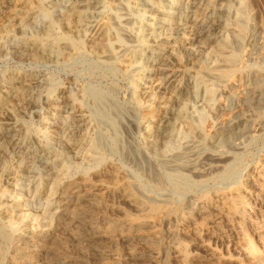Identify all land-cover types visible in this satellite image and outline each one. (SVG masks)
<instances>
[{
  "label": "rangeland",
  "instance_id": "obj_1",
  "mask_svg": "<svg viewBox=\"0 0 264 264\" xmlns=\"http://www.w3.org/2000/svg\"><path fill=\"white\" fill-rule=\"evenodd\" d=\"M14 1L9 4L8 0H0V2L8 4L0 8V86L2 87L7 82H10L15 76L20 77L26 74L33 78L37 77L38 82L32 90L35 101L18 112L16 124L8 126V129L2 128L3 133H9L5 134L3 139L0 140L5 147L4 152H0V191L6 190V195L3 197H6L5 199L8 200L7 204H9L6 212L12 216L27 210L37 213L44 209L50 214L51 208L56 203V198L54 196H46V194L32 188L28 189L27 181L32 178L39 184L45 182L48 177L46 175L52 172L53 164L59 157L60 160L66 161L68 166L65 176L61 180L62 186H70L73 183L83 181L86 176L91 179L89 182H94L98 178L103 179L102 174H109V179H112L116 174L114 176V179H116V176L123 172L125 174V184H129L141 198L159 201L158 203L164 208V213H159L152 217L155 224L159 222L151 230L157 236V239L153 242V245H139L137 250L141 252V255L134 258H131L128 249H125V246L127 247L125 243L113 241L107 237L106 225L103 222L95 228H90L85 223H79L72 229L56 231L55 223L52 220L50 221V219H45L42 226L44 225L43 228H48L50 231L45 236L31 234L22 231L21 228L19 230L20 233L18 231L13 235L10 244L0 237V252L3 255V260H0V264H25V262L26 264H164V262L165 264H179L172 250L175 245L179 246L185 256L184 264H216L210 255L207 256L202 251L200 245L203 241L210 244L219 253L221 252L220 254L225 257V261L222 264H249L246 259L236 253L237 247L244 243H251L255 248V253L264 257V212H262V210L264 211V174L260 172V169L264 166V0H217V4L220 3L217 5L215 12L204 13L203 16L198 18L201 27L204 29V33L201 36L197 37L194 35L195 29L190 26L187 27L188 29L185 28L183 30L184 36L191 38L185 54L186 57H189V60L191 58L189 64L182 63L181 66L172 64L170 66V63L164 67L166 71L174 70L177 71L178 75H183V77H179L180 80H176L175 85H180L182 82V85L187 90L196 88L195 92H197H194V94L189 91L184 93L188 99L189 114L196 123L195 136L190 138L180 134L173 141L174 147L182 150L186 148L189 165L184 172L197 183L195 187L187 190L181 186L179 181L172 180L170 169L162 165L150 152L151 145L154 144L155 139L152 135H146L145 125L148 123L153 128L159 119L158 113L150 114V108L151 106H162L166 102L164 100L168 97V91L157 94L155 105L148 101L149 96L153 95L150 77L154 72V69L149 66V62L158 58H155V56H159L155 52L157 48L160 51L170 50L174 46L173 40L176 39L166 41L162 47H155L152 42L154 36L158 35V32L161 33V31L166 30L169 22L177 23L183 12V5L187 4L193 7L201 0H128L127 5L123 7L124 9L121 10L119 16L113 13L115 10L110 7L115 4L114 0H105L104 2L102 0L45 1V6L53 11L54 20L63 23H68L67 14L73 6L87 2H98L101 5L103 2L99 11L100 14L103 15L102 17H109V20L112 19L114 24L121 29L125 41L123 45L126 44L123 46L124 49L129 53L135 52L134 61L128 66L131 67L130 69L121 64H117V66L115 64L111 68L109 64L105 65L97 57L95 58L88 50L86 52L91 55L84 53L82 58L71 57L68 59L59 57L54 60L41 61L35 59L32 52H30L32 46L30 40L36 34L39 36L43 35L48 20L44 18L43 13L37 12L35 9L37 6L36 2H34L33 9L30 12L26 10L21 12L19 7L13 6L16 2L20 3L21 0ZM107 6L109 7L106 8ZM172 6L175 8L174 12L171 14L170 19H167L168 23L163 25V19L165 18L163 13ZM162 7L165 8L163 9ZM9 22L10 24L12 22V24L10 25ZM20 22L25 24L22 28L18 27ZM5 28L10 32L6 31ZM12 32L13 34H11ZM218 46H221V48L217 49ZM44 61L45 63H43ZM201 61L212 70L207 71L205 69V72L202 73L198 65V62ZM95 64L96 67H93ZM222 69L230 70L229 75L225 78L215 75ZM135 79L141 82L137 90H139L138 95L141 98L143 97L142 102H138L136 99ZM50 85H52V88ZM87 87H96L107 91L109 89V92L116 94L117 100L121 101L120 103L123 102L126 108H132V113L136 114L137 120H139L136 123L137 125L131 124L128 119L125 121V127L123 126L124 129L121 128L119 140L115 142L114 149L106 148L108 151L105 149L106 152H101L99 162L84 159L81 154L76 153L72 144L67 141L68 138H72V143L79 140L82 133H85L86 130L89 136H93L97 129L96 121L91 120L89 117L88 124L90 125L84 126L80 132H76L77 126L70 112L80 108L79 100L83 98V90ZM63 88L65 90L62 92ZM211 89L215 92L213 95H210ZM79 91L81 92L80 95ZM145 92H147L146 95L148 96L145 95ZM124 100L126 101L124 102ZM86 102L90 104V101L86 100ZM162 102L163 104H161ZM54 104L55 106H53ZM84 108L88 109L87 106ZM53 119L55 120L53 121ZM220 123H224V125ZM133 127L136 129H133ZM102 129L109 139H114V135L109 129ZM215 131L231 133V135L225 142L217 143ZM195 137H197V140ZM14 144L16 145L14 146ZM214 145L216 146L214 147ZM15 150L17 151L15 152ZM35 150L38 151L36 152ZM206 154L207 156L216 155L222 158L229 157L230 159L228 160L231 161V164L227 160L218 163L216 167H211ZM139 158H142V161ZM5 163H13L16 167L12 178H9L7 171L3 168ZM226 167L232 169L234 177L232 176L228 181H222L221 175L224 170L226 171ZM28 170H31V172ZM113 170L116 172L114 173ZM197 174L200 177H196ZM119 179L122 182V178L120 177ZM131 181L135 182L132 183ZM133 184L136 188L132 186ZM20 197L23 202L18 205L15 200ZM234 197H236L237 209H234L231 199H229H235ZM105 199H109V202L114 201L117 203L119 201L116 195H111L109 198H102L103 202L85 206L88 219L93 218L95 220L101 214L104 215L106 220L109 219L111 222L118 218L115 212L104 209ZM121 206L129 217L137 218L140 216V213L134 207L125 204ZM191 208L193 211H190ZM246 213L250 214L252 224L245 223L242 230H240L239 225L240 223L244 224L243 218ZM164 214L165 217L163 216ZM13 222L17 226L21 227L22 225V222L15 217H13ZM48 222L50 223L48 224ZM65 223L67 221L64 219L60 221L63 226L66 225ZM258 226L263 228V235L257 233L256 229ZM186 230L189 235L185 234ZM96 231H101L102 235L97 239H93L92 236ZM154 248L159 252V256L155 260L149 255L150 250Z\"/></svg>",
  "mask_w": 264,
  "mask_h": 264
},
{
  "label": "bare ground",
  "instance_id": "obj_2",
  "mask_svg": "<svg viewBox=\"0 0 264 264\" xmlns=\"http://www.w3.org/2000/svg\"><path fill=\"white\" fill-rule=\"evenodd\" d=\"M2 1V0H1ZM5 1V0H4ZM9 4H12L13 0H8ZM18 1V0H15ZM14 1V2H15ZM46 0H21L20 3H17L13 6L19 7V10H26L27 12L33 9L34 2L37 3L35 9L43 13L42 15L46 20H48L46 24V29L43 35H35L31 38V49L33 57L35 59L41 60H54L55 58H77L83 57L84 53L93 54L95 58L97 57L102 63L105 65L109 64L111 68H113L116 64H121L122 66H126L127 69L131 62L134 61L135 52L129 53L124 49V38L121 33V29L114 24V21L109 20L106 17H102L103 15L100 14L101 5L103 2H87L73 6L68 11V23L56 21L53 18V11L48 9L45 6ZM90 1V0H89ZM101 1V0H99ZM151 1V0H150ZM202 1V0H201ZM199 1L193 7L191 5H183L182 13L177 20V23H173L172 21L169 22L167 25L168 28L161 33L158 32V35L154 36L153 44L155 47H162L166 41L173 40V47L167 51H160L157 48L155 51L159 56H155L157 58L154 61L149 62V66L154 69L150 77L151 83V90L153 91V95L149 96L148 101H151V104H154L156 101V96L158 93L163 91H168V97L166 98V102H163L162 106L159 107L151 106L150 114H159V119L155 123V127L151 128L147 123L145 125L146 135H152L155 139L153 145H151V153L158 161L161 162L162 165L166 166L170 169V176L172 180L179 181L181 186L187 189H191L197 185L188 174L184 172V170L189 165L188 154L185 150L179 149L174 147L173 141L174 139L182 134L186 137L193 138L195 135L196 123L191 118L188 107H187V98L185 97L184 93L189 91L193 93L196 91L195 89L187 90L183 85L182 82L180 85H175L176 80H180L179 77H183V75H178L177 71H166L164 67L167 64L170 66L179 65L181 66L182 63H188L191 61L189 57H186L185 54L187 45L190 43L191 38H186L184 36L183 30L188 26L195 29L194 35L201 36L204 33V29L201 27L199 17L203 16L204 13L207 12H215L217 5V0H203L202 2ZM225 1V0H224ZM255 1V0H254ZM80 2V1H79ZM115 4L113 9L115 10L117 16L120 15V12L123 7L127 5L128 0H114ZM159 2V1H158ZM161 2V1H160ZM236 2V1H235ZM113 3V2H112ZM172 3V2H171ZM194 3V2H193ZM232 3V2H231ZM74 4V3H73ZM105 4V3H104ZM162 4V3H161ZM168 4V2H167ZM185 4V2H184ZM6 2H0V8L7 6ZM182 5V4H181ZM232 5V4H231ZM167 6V5H166ZM246 6V5H245ZM12 7V6H11ZM104 7V5H103ZM107 6L106 8H108ZM136 7V6H135ZM13 8V7H12ZM15 8V7H14ZM159 8V7H158ZM163 8V7H162ZM165 8V7H164ZM163 8V9H164ZM220 8V7H219ZM9 9V8H8ZM104 9V8H103ZM111 9V8H109ZM162 9V10H163ZM174 7L172 6L167 11H163V25L168 23L167 19L171 17V14L174 12ZM227 9V8H226ZM105 10V9H104ZM220 10V9H219ZM229 10V9H228ZM1 11V10H0ZM13 11V10H12ZM222 11V10H221ZM230 11V10H229ZM11 12V11H9ZM136 12V11H135ZM189 14H187V13ZM224 12V10H223ZM4 13V12H3ZM218 13V12H217ZM22 14V13H21ZM220 14V12H219ZM229 14V13H228ZM20 15V14H19ZM23 15V14H22ZM32 15V14H31ZM39 15V14H38ZM109 15V14H108ZM211 15V14H210ZM7 17V16H6ZM20 17V16H19ZM37 17V16H36ZM139 17V16H138ZM12 18V17H11ZM119 18V17H118ZM219 18V17H218ZM28 19V18H27ZM56 19V18H55ZM161 19V18H160ZM216 19V18H215ZM8 20V19H7ZM208 20V18H207ZM214 20V19H213ZM19 21V20H18ZM17 21V22H18ZM25 21V20H24ZM28 21V20H27ZM44 21V19H43ZM65 21V20H64ZM5 22V21H4ZM8 22V21H7ZM30 22V21H29ZM16 23V22H15ZM25 23V22H24ZM116 23V22H115ZM154 23V22H153ZM1 24V23H0ZM10 24V22H9ZM12 24V22H11ZM10 24V25H11ZM31 24V23H30ZM7 25V24H6ZM5 25V26H6ZM25 24L22 22L19 23V28H22ZM27 25V24H26ZM155 25V24H154ZM210 25V23H209ZM4 26V25H3ZM44 26V25H43ZM152 26V25H151ZM217 26V25H216ZM8 27V26H6ZM11 27V26H10ZM214 27V26H213ZM12 28V27H11ZM26 28V27H25ZM191 28V29H192ZM27 29V28H26ZM188 29V28H187ZM210 29V28H209ZM212 29V28H211ZM7 31L8 29L5 28ZM20 30V29H19ZM162 30V29H161ZM190 30V29H189ZM9 31V30H8ZM22 31V30H21ZM2 32V31H1ZM10 32V31H9ZM149 32V31H148ZM152 32V31H151ZM194 32V31H192ZM209 32V31H208ZM150 33V32H149ZM1 34V33H0ZM13 34V32L11 33ZM16 34V33H15ZM24 34V33H23ZM124 34V33H123ZM6 35V34H5ZM193 35V34H192ZM263 35V34H262ZM4 36V35H3ZM15 36V35H14ZM151 36V35H149ZM153 36V35H152ZM209 36V35H208ZM212 36V35H211ZM217 36V34H216ZM214 36V37H216ZM143 37V36H142ZM192 37V36H191ZM207 37V36H206ZM217 38V37H216ZM1 39V38H0ZM3 39V38H2ZM201 39V38H200ZM210 39V38H209ZM214 39V38H213ZM18 40V39H17ZM151 40V39H150ZM197 40V39H196ZM203 40V39H202ZM207 40V39H206ZM223 40V39H222ZM19 41V40H18ZM10 42V41H9ZM193 42V41H192ZM204 42V41H203ZM206 42V41H205ZM3 43V42H2ZM5 43V42H4ZM19 43V42H18ZM217 43V42H216ZM30 44V43H29ZM193 44V43H192ZM19 45V44H18ZM202 45V44H201ZM4 46V45H3ZM20 46V45H19ZM222 46V45H221ZM221 46H218L217 49H220ZM28 47V46H26ZM123 47V49H122ZM200 47V46H198ZM204 47V45H203ZM215 47V46H214ZM24 48V47H23ZM22 49V48H21ZM154 49V48H153ZM206 49V48H204ZM1 50V49H0ZM88 50V52H86ZM207 50V49H206ZM4 51V50H3ZM194 51V50H193ZM202 52V51H201ZM30 54V53H29ZM42 54V55H41ZM90 54V55H91ZM140 54V53H139ZM195 54V53H194ZM22 56V55H21ZM209 56V55H208ZM207 56V57H208ZM215 56V55H214ZM191 57V56H190ZM195 57V55H194ZM93 58V57H92ZM151 58V57H150ZM148 59V58H147ZM231 59V57H229ZM98 60V61H99ZM149 60V59H148ZM197 60V59H196ZM30 61V60H29ZM78 61V60H77ZM141 61V60H140ZM200 61V60H199ZM204 61V60H203ZM198 62V65L203 72L206 69L207 71H211L212 69L204 65V63ZM143 62V59H142ZM45 63V61L43 62ZM49 63V62H48ZM192 63V62H191ZM100 64V63H99ZM209 64V63H208ZM140 65V64H139ZM96 67V64L93 65ZM121 67V66H120ZM146 67V66H145ZM175 67V66H174ZM92 68V67H91ZM118 68V67H117ZM136 68V67H135ZM140 68V67H139ZM197 68V67H196ZM121 69V68H120ZM190 71V70H189ZM218 71V70H217ZM26 73V72H25ZM229 69H222L215 75L220 78H225L229 75ZM7 74V73H5ZM15 74V72H14ZM38 74V73H36ZM35 74V75H36ZM30 75V74H29ZM13 76V75H12ZM75 78V77H74ZM2 79V78H1ZM4 79V78H3ZM10 79V78H9ZM42 79V78H41ZM44 79V78H43ZM141 79V78H140ZM182 79V78H181ZM196 79V78H195ZM194 79V81H195ZM7 80V79H6ZM191 80V79H190ZM9 81V80H8ZM52 81V80H51ZM72 81V80H71ZM38 82L37 77L33 78L30 76H20L14 77L3 85L0 88V140L3 139L5 134H9L7 132L3 133L2 128H7L8 126H12V124H16V116L21 109L25 108L27 105L35 101L34 94L32 90L34 85ZM73 82V81H72ZM193 82V81H192ZM140 81L134 80V85L136 89V99L138 102H142L141 96L138 95V86L140 85ZM149 83V84H150ZM201 83V82H200ZM42 85V84H41ZM44 85V84H43ZM58 85V84H57ZM68 85V84H67ZM201 85V84H200ZM52 88V85H50ZM49 86V88H50ZM55 86V85H54ZM70 86V84H69ZM186 86V85H185ZM41 87V86H40ZM60 87V85H59ZM145 87V86H144ZM197 87V86H196ZM229 88V87H228ZM68 89V88H67ZM140 89V87H139ZM145 89V88H144ZM147 89V88H146ZM38 90V89H37ZM65 89H62V92ZM69 90V89H68ZM206 90V89H205ZM55 91V89H54ZM170 91V92H169ZM50 92V91H49ZM115 93V92H114ZM147 92H145L146 95ZM197 93V92H195ZM213 90H210V95H213ZM62 94V93H61ZM72 94V93H71ZM81 92L79 91V95ZM84 96L81 100H79V104L81 105L79 109L72 110L71 115L72 119L76 123L77 130L76 132H80L84 126L86 127L89 123V117L91 120H95L97 129L93 136H89L86 132L82 133L81 138L79 140L71 142V139H67L68 143L72 144L73 149L76 150V153L81 154V156L90 161L99 162L101 159V152L107 149H114L115 142L119 140V133L121 128H123L125 121H128L131 124L138 123L136 114H133L131 109L128 107L126 108L123 105V102L120 103L117 100L116 94L114 95L113 92H109L107 90H102L96 87H87L83 90ZM206 94V93H204ZM231 94V93H230ZM36 95V94H35ZM187 95V94H186ZM198 95V94H196ZM232 95V94H231ZM148 96V95H146ZM205 96V95H204ZM207 96V95H206ZM37 97V96H36ZM40 97V96H39ZM55 97V96H54ZM64 97V96H63ZM81 98V97H80ZM147 98V97H145ZM204 98V97H203ZM202 98V99H203ZM41 99V98H40ZM61 99V98H59ZM90 101V104L86 102V100ZM215 99V98H214ZM67 100V99H66ZM121 100V99H120ZM147 100V99H146ZM193 100V99H192ZM191 100V101H192ZM65 101V100H64ZM123 101V100H122ZM126 100H124L125 102ZM190 101V102H191ZM53 102V101H52ZM51 102V103H52ZM70 102V100H69ZM189 102V101H188ZM201 102V101H200ZM68 103V102H67ZM73 103V102H72ZM134 103V102H133ZM208 103V102H207ZM65 104V102H64ZM206 104V103H205ZM63 105V104H62ZM155 105V104H154ZM32 106V105H31ZM29 106V107H31ZM39 106V105H38ZM55 106V104L53 105ZM88 107V109L84 107ZM129 106V104H128ZM132 106V105H131ZM136 106V105H135ZM134 106V107H135ZM191 106V105H190ZM189 106V107H190ZM207 106V105H206ZM71 107V106H70ZM73 107V106H72ZM58 108V107H56ZM55 108V109H56ZM60 108V107H59ZM196 108V107H195ZM26 110V109H25ZM59 110V109H58ZM70 110V109H69ZM136 110V108H135ZM134 110V111H135ZM138 110V109H137ZM192 110V109H191ZM27 111V110H26ZM52 111V110H51ZM139 111V110H138ZM141 111V110H140ZM220 111V110H219ZM24 112V111H23ZM196 112V111H195ZM218 112V111H217ZM56 113V112H55ZM54 113V114H55ZM193 113V112H192ZM53 114V113H52ZM216 114V113H215ZM59 115V114H58ZM67 115V114H66ZM19 116V115H18ZM64 116V115H63ZM19 118V117H18ZM205 119V118H203ZM55 119H53L54 121ZM52 121V116H51ZM127 121V122H128ZM47 122V121H46ZM150 122V121H149ZM23 123V122H22ZM21 123V124H22ZM65 123V121H64ZM67 123V122H66ZM70 123V122H69ZM94 123V122H93ZM94 123V124H95ZM219 124V123H218ZM217 124V125H218ZM223 124L224 123H220ZM56 125V124H55ZM69 125V124H68ZM74 125V124H73ZM137 125V124H136ZM141 125V124H140ZM54 126V125H53ZM57 126V125H56ZM23 127V126H22ZM61 127V126H60ZM101 127V128H100ZM125 127V126H124ZM20 128V127H19ZM18 128V129H19ZM50 128V127H49ZM75 128V126H74ZM102 128L109 129L113 135L114 139H109L106 133L103 131ZM141 128V127H140ZM208 128V127H207ZM22 129V128H21ZM25 129V128H24ZM60 129V128H59ZM65 129V128H64ZM124 129V128H123ZM133 129H136L133 127ZM219 129V127H218ZM73 130V128H72ZM128 131V130H127ZM136 131V130H135ZM17 132V131H16ZM74 132V131H73ZM130 132V131H129ZM128 132V133H129ZM244 133V132H243ZM15 134V133H14ZM49 134V133H48ZM70 134V133H69ZM78 134V133H77ZM127 134V133H126ZM136 134V133H135ZM134 134V135H135ZM217 136V143L227 140L231 133H220L219 131H215ZM17 135V133H16ZM22 135V134H21ZM68 135V134H67ZM75 135V134H73ZM72 135V137H73ZM129 135V134H128ZM145 135V134H144ZM80 136V135H79ZM21 137V136H20ZM69 137V136H68ZM233 137V136H232ZM231 137V140H232ZM11 138V136H10ZM16 138V137H15ZM18 138V137H17ZM67 138V137H66ZM197 137H195L196 139ZM9 139V138H8ZM201 139V138H199ZM17 140V139H16ZM197 140V139H196ZM204 140V139H203ZM18 141V140H17ZM20 141V140H19ZM142 141V140H141ZM5 142V141H4ZM24 142V141H23ZM118 142V141H117ZM127 142V141H126ZM132 142V140H131ZM190 142V141H189ZM202 142V141H201ZM204 142V141H203ZM15 143V142H14ZM21 144V142H19ZM66 143V142H65ZM67 143V144H68ZM9 144V143H8ZM19 144V146H20ZM225 144V143H223ZM16 144H14L15 146ZM30 145V144H29ZM65 145V144H64ZM203 145V144H202ZM18 146V147H19ZM36 146V145H35ZM136 146H138L136 144ZM144 146V145H143ZM216 145H214L215 147ZM17 147V148H18ZM29 147V146H28ZM130 147V146H129ZM192 147V146H191ZM4 145L0 142V152H4ZM39 148V146H38ZM43 148V147H42ZM107 148V149H106ZM117 148V147H116ZM125 148V147H124ZM189 148V147H188ZM20 149V148H19ZM31 149V148H30ZM45 149V148H44ZM61 149V148H60ZM59 149V150H60ZM67 149V146H66ZM106 149V150H105ZM139 149V148H138ZM141 149V147H140ZM29 150V149H28ZM62 150V149H61ZM117 150V149H116ZM17 150H15L16 152ZM36 151V150H35ZM38 151V150H37ZM36 151V152H37ZM108 151V150H107ZM138 151V150H137ZM44 152V151H43ZM121 152V151H120ZM137 153L136 151H134ZM142 152V151H141ZM140 152V153H141ZM201 152V150H200ZM13 153V152H12ZM41 153V152H40ZM45 153V152H44ZM74 153V152H73ZM113 153V152H112ZM111 153V154H112ZM122 153V152H121ZM126 153V152H125ZM129 153V152H128ZM131 153V152H130ZM25 154V153H24ZM35 154V153H33ZM124 154V153H123ZM134 154V153H133ZM143 154V153H142ZM200 154V153H199ZM54 155V154H53ZM219 155V154H218ZM7 156V155H5ZM144 156V155H143ZM207 156V154H206ZM23 157V156H22ZM30 157V156H29ZM52 157V156H51ZM81 157V159H82ZM136 157V156H135ZM146 157V154H145ZM205 157V156H204ZM1 158V157H0ZM4 158V157H3ZM35 158V157H34ZM33 158V159H34ZM73 158V157H72ZM76 158V157H75ZM107 158V157H106ZM126 158V157H125ZM131 158V157H130ZM138 158V157H137ZM37 159V158H36ZM132 159V158H131ZM140 159V158H139ZM142 159V158H141ZM140 159V160H141ZM154 159V158H153ZM205 159V158H203ZM230 159L229 157H219L216 155H208L207 160L209 161V165L211 167H216L218 163L227 161ZM9 160V159H8ZM19 160V159H18ZM30 160V159H29ZM35 160V159H34ZM51 160V159H50ZM79 160V158H78ZM83 160V159H82ZM135 160V159H133ZM4 161V160H3ZM136 161V160H135ZM142 161V160H141ZM140 161V162H141ZM153 161V160H152ZM195 161V159H194ZM201 161V160H200ZM229 161V160H228ZM234 161V160H233ZM13 162V160H12ZM15 162V161H14ZM33 162V161H32ZM52 162V161H51ZM50 162V163H51ZM84 162V160H83ZM94 162V163H96ZM144 162V161H143ZM149 162V161H148ZM231 164V161H229ZM26 163V162H25ZM29 163V162H28ZM81 163V162H80ZM115 163V162H114ZM113 163V164H114ZM157 163V161H156ZM236 163V162H235ZM119 164V163H118ZM141 164V163H140ZM199 164V163H198ZM69 165V164H68ZM85 165V164H84ZM103 165V164H102ZM147 165V164H146ZM31 166V165H30ZM38 166V165H37ZM46 166V165H45ZM83 166V164H82ZM96 167L95 165H93ZM111 166V165H110ZM122 166V165H121ZM230 166V165H229ZM67 165L66 161L58 159L53 164V170L48 176L46 181L39 184L35 182L32 178L27 181V188L34 189L36 191H40L46 196H54L56 198V203L51 208L50 214H48L44 209L40 210L37 213L31 212L27 210L23 213H17L15 215L7 213L8 211V200L3 198L6 195V190L0 191V237L9 242H12L13 235H15L21 228L22 231L45 236L50 232L48 228H43L42 226L45 219L52 220L55 225L56 231H60L61 229H72L77 226L79 223H85L90 228L97 227L98 224L101 222L104 223L106 228L107 237L113 241H121L125 243V249L127 248L131 258L136 256H140L141 252L137 250L139 245L147 244L153 245V242L157 239V236L152 232L155 228V221L152 219L153 216L164 213V208H162L161 204L152 199H144L138 196L132 189L129 184H125V174L121 171L120 175L116 176L117 178L114 179V175L112 179H109L108 175H103L101 178L95 179L94 182H89L91 180L89 176L84 177L83 181L73 183L70 186H62L61 180L64 178L67 172ZM84 167V166H83ZM147 167V166H146ZM151 167V166H150ZM154 167V166H153ZM162 167V166H161ZM159 167V168H161ZM258 167V166H257ZM5 171L9 178H12L15 174L16 167L13 163H5L3 165ZM30 168V167H29ZM155 168V167H154ZM222 168V167H221ZM38 169V168H37ZM107 169V168H106ZM104 169V170H106ZM114 169V168H113ZM141 169V168H140ZM143 169V168H142ZM190 169V168H189ZM215 169V168H214ZM220 169V168H218ZM2 170V169H1ZM90 170V169H89ZM109 170V169H108ZM107 170V171H108ZM148 170V169H147ZM155 170V169H154ZM154 170H152L154 172ZM188 170V169H187ZM31 172V170H28ZM34 171V170H33ZM81 171V170H80ZM114 171V170H113ZM127 171V170H126ZM223 171V170H222ZM225 171V170H224ZM223 171V172H224ZM35 172V171H34ZM105 172V171H104ZM116 171H114L115 173ZM150 172V171H148ZM221 175L222 181H228L233 176V172L231 168L226 167V171ZM260 172L264 174V166L260 169ZM93 173V172H92ZM102 173V172H101ZM255 173V172H254ZM3 174V173H2ZM29 174V173H28ZM33 174V173H32ZM36 174V173H35ZM81 174V173H80ZM83 174V173H82ZM112 174V173H111ZM191 174V173H189ZM87 175V173H86ZM130 175V174H129ZM158 175V174H157ZM163 175V174H162ZM166 175V174H165ZM164 175V177H166ZM240 175V174H239ZM243 175V174H242ZM26 176V175H25ZM33 176V175H32ZM195 176V175H194ZM200 175H196V177ZM111 177V176H110ZM122 178V182L119 178ZM129 177V176H128ZM134 177V176H133ZM158 177V176H157ZM220 177V176H219ZM234 177V176H233ZM238 177V176H237ZM249 177V176H248ZM35 178V177H34ZM67 178V177H66ZM80 178V177H79ZM156 178V177H155ZM162 178V177H161ZM240 178V177H239ZM238 178V179H239ZM18 179H20L18 177ZM36 179V178H35ZM74 179V178H73ZM158 179V178H157ZM156 179V180H157ZM165 179V178H164ZM163 179V180H164ZM23 180V179H22ZM11 181V180H10ZM15 181V180H13ZM66 181V180H65ZM174 181V182H175ZM232 181V180H231ZM132 182V181H131ZM135 182V181H133ZM132 182V183H133ZM6 183V182H5ZM64 183V182H63ZM220 183V182H219ZM23 185V184H22ZM199 185V184H198ZM263 185V184H261ZM24 186V185H23ZM133 187L134 184L132 185ZM180 186V185H179ZM178 186V187H179ZM201 186V185H200ZM230 186V185H229ZM20 187V186H19ZM26 188V189H27ZM136 188V187H135ZM17 189V187H16ZM218 189V188H217ZM222 189V188H221ZM1 190V189H0ZM9 191V190H8ZM13 191V190H12ZM189 191V190H188ZM19 192V191H18ZM39 192V193H40ZM139 193V190L137 189ZM143 192V191H142ZM194 192V191H193ZM263 192V190H262ZM10 193V192H9ZM22 193V192H21ZM190 193V192H189ZM188 193V194H189ZM29 194V193H28ZM142 194V193H141ZM18 195V194H17ZM36 195V194H35ZM111 195H116L119 198L118 202L111 201L109 199H105L104 209L108 211H113L118 215L115 221H110L109 219L106 220L103 214L99 215L97 219L93 220L88 219L86 215L85 206L87 205H94L96 202H101L102 198ZM240 195V194H239ZM8 196V195H7ZM154 196V195H153ZM203 196V195H202ZM13 197V196H12ZM23 197V194H22ZM25 197V195H24ZM35 197V196H34ZM146 197V196H145ZM151 197V196H150ZM149 198V197H148ZM159 198V197H158ZM229 198L231 199V204L234 209H237L236 204V197ZM28 199V198H27ZM32 199V198H31ZM162 199V198H161ZM264 199V198H263ZM26 200V199H25ZM111 200V199H110ZM193 200V199H191ZM247 200V199H246ZM104 201V200H103ZM102 201V202H103ZM22 198H18L15 200L16 204H22ZM51 202V201H50ZM168 202V201H166ZM170 202V201H169ZM14 204V205H16ZM26 204V203H25ZM122 204L129 205L134 207L139 213L140 216L137 218L129 217L122 208ZM184 204V203H183ZM225 204V203H224ZM264 204V200H263ZM98 205V204H97ZM96 205V206H97ZM173 205V204H172ZM175 205V204H174ZM205 205V204H204ZM45 206V205H44ZM43 206V207H44ZM177 206V204H176ZM175 206V207H176ZM181 206V205H180ZM21 207V206H20ZM98 207V206H97ZM190 207V206H189ZM96 208V207H95ZM205 208V207H204ZM50 209V208H49ZM175 209V208H174ZM177 209V208H176ZM203 209V208H202ZM249 209V208H248ZM38 211V209H37ZM166 211V210H165ZM176 211V210H175ZM190 211H193L192 208ZM239 211V208H238ZM242 211V210H241ZM132 212V211H131ZM181 212V211H180ZM218 212V211H217ZM262 212H264L262 210ZM14 213V212H13ZM179 213V212H178ZM219 213V212H218ZM166 214V213H165ZM165 214L163 215L165 217ZM174 214V211H173ZM134 215V214H133ZM162 216V215H161ZM162 216V217H163ZM178 216V214H177ZM188 216V214H187ZM13 217L20 220L22 223L21 227L17 226L13 222ZM157 217V216H156ZM155 217V218H156ZM160 217V216H158ZM163 217V218H164ZM202 217V216H201ZM179 218V217H177ZM176 218V219H177ZM66 220V225L63 226L60 224L61 220ZM169 219V217H168ZM206 219V218H205ZM244 224L239 225V229L242 230L245 223L252 224L250 214L246 213L245 217L243 218ZM255 219V218H254ZM114 220V219H113ZM160 220V219H159ZM179 220V219H178ZM238 220V219H237ZM163 221V220H162ZM50 222H48L49 224ZM53 224V223H52ZM192 224V223H191ZM260 224V223H259ZM178 225V224H176ZM254 225V223H253ZM51 226V225H50ZM191 226V225H189ZM47 227V226H45ZM256 227V226H255ZM181 228V227H180ZM253 228V227H252ZM177 229V228H176ZM65 231V230H63ZM259 235H263V228L258 226L256 229ZM20 233V231H19ZM162 233V232H161ZM256 233V232H255ZM26 234V233H25ZM61 234V233H60ZM69 234V233H68ZM72 234V233H70ZM179 234V233H178ZM185 234L189 235V232L186 230ZM102 235L101 231H96V233L92 236L93 239H97ZM175 235V233H174ZM173 235V236H174ZM192 235V234H191ZM170 236V235H169ZM185 236V235H184ZM172 237V235H171ZM35 238V237H34ZM163 238V237H162ZM173 238V237H172ZM171 238V239H172ZM206 238V236H205ZM67 239V238H64ZM77 239V238H76ZM182 239V238H181ZM195 239V238H194ZM198 240V239H197ZM11 241V242H10ZM41 241V240H40ZM176 241V240H175ZM181 241V240H180ZM179 241V242H180ZM37 242V241H36ZM63 242V241H61ZM60 242V245H61ZM73 242V241H72ZM80 242V241H77ZM75 242V243H77ZM182 242V241H181ZM200 242V241H199ZM264 242V241H263ZM178 243V241H177ZM226 243V242H224ZM22 244V243H20ZM78 244V243H77ZM76 244V245H77ZM83 244V243H82ZM182 244V243H181ZM16 245V244H15ZM175 245V243H174ZM24 246V245H23ZM21 247V245H20ZM19 247V248H20ZM74 247V246H73ZM86 247V246H85ZM90 247V246H89ZM114 247V246H113ZM202 251L208 255H210L216 262V264H222L225 261V257H223L216 249H214L210 244L206 242H202L200 245ZM88 248V247H87ZM159 248V247H158ZM64 249V248H63ZM80 249V248H79ZM166 249V248H165ZM188 249V247H187ZM21 250V249H20ZM22 250H24L22 248ZM53 250V249H52ZM57 250V249H56ZM65 250V249H64ZM86 250V249H85ZM170 250V249H167ZM173 253L175 254V258L179 264H184L185 256L181 252L179 246L175 245L172 247ZM200 250V249H199ZM25 251V250H24ZM55 251V250H54ZM79 251V250H78ZM149 253L150 257L152 256L153 259H157L159 256V252L157 249L150 250ZM164 251V250H163ZM190 251V250H189ZM48 252V251H47ZM46 252V253H47ZM63 252V251H62ZM169 252V251H168ZM167 252V253H168ZM198 252V250H197ZM45 253V254H46ZM124 253V252H123ZM236 253L239 256H242L244 259L248 261L249 264H264V257L262 255L255 253V248L251 243H244L241 246L237 247ZM50 254V253H49ZM54 254V253H53ZM60 254V253H58ZM148 256L147 253H145ZM32 255V254H31ZM30 255V256H31ZM47 255V254H46ZM55 255V254H54ZM67 255V254H66ZM65 255V256H66ZM75 255V254H74ZM79 255V254H78ZM34 256V255H32ZM60 256V255H59ZM71 256V255H70ZM104 256V255H103ZM164 256V255H163ZM2 252H0V260H3ZM28 257V256H27ZM61 257V256H60ZM24 258V257H23ZM164 259V257H162ZM122 259V258H121ZM167 259V258H166ZM20 260V259H18ZM24 260V259H23ZM159 260V259H158ZM168 260V259H167ZM231 260V259H230ZM164 261V260H163ZM235 262V260H233ZM23 262V261H22ZM111 262V261H110ZM3 263V262H2ZM48 263V262H47ZM51 263V262H50ZM60 263V261H59ZM65 263V262H64ZM124 263V262H123ZM167 263V262H166ZM169 263V262H168ZM236 263V262H235ZM26 264V262H25ZM75 264V263H74ZM165 264V262H164ZM230 264V263H229Z\"/></svg>",
  "mask_w": 264,
  "mask_h": 264
}]
</instances>
